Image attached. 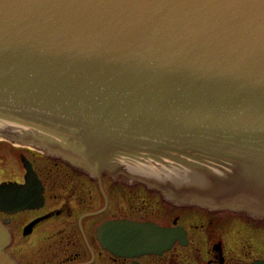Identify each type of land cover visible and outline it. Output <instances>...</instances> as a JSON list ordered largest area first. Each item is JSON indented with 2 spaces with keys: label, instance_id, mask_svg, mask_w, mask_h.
<instances>
[{
  "label": "water",
  "instance_id": "1",
  "mask_svg": "<svg viewBox=\"0 0 264 264\" xmlns=\"http://www.w3.org/2000/svg\"><path fill=\"white\" fill-rule=\"evenodd\" d=\"M0 138L264 220V0H0ZM97 232L116 256L186 244L179 227ZM8 239L0 225V264Z\"/></svg>",
  "mask_w": 264,
  "mask_h": 264
},
{
  "label": "flooded vegetation",
  "instance_id": "2",
  "mask_svg": "<svg viewBox=\"0 0 264 264\" xmlns=\"http://www.w3.org/2000/svg\"><path fill=\"white\" fill-rule=\"evenodd\" d=\"M114 221L179 227L186 244L175 241L161 254L116 256L101 245L97 232L102 224ZM0 225L9 238L5 250L16 264H248L264 260V254L252 256L254 238L264 235V220L228 210L176 205L143 183L107 172L91 176L62 158L6 139H0ZM241 237L245 239L238 256L227 243ZM202 239L206 248L198 255L194 242Z\"/></svg>",
  "mask_w": 264,
  "mask_h": 264
},
{
  "label": "rangeland",
  "instance_id": "3",
  "mask_svg": "<svg viewBox=\"0 0 264 264\" xmlns=\"http://www.w3.org/2000/svg\"><path fill=\"white\" fill-rule=\"evenodd\" d=\"M50 182V181H49ZM231 235V234H229ZM262 239L260 238H254L256 240V248L253 250L252 252V256L255 258V257H258L260 254H264L263 251H264V235L263 237H261ZM245 237H241V238H234V239H231V241H229V244L227 243V245H230L231 247H234V250L237 251L238 247L241 245V243L244 241ZM195 241V240H194ZM195 246L199 249H195L196 251V254L199 255L200 252L203 251V248L205 250L206 248V245H205V241L202 239V241H195L194 242ZM238 253V256H241L242 255V252L241 251H237ZM247 257H250V254H246ZM184 257V256H183ZM187 257V256H186ZM198 257V256H197ZM246 257V256H245ZM239 259V258H238ZM181 260V259H180Z\"/></svg>",
  "mask_w": 264,
  "mask_h": 264
},
{
  "label": "bare ground",
  "instance_id": "4",
  "mask_svg": "<svg viewBox=\"0 0 264 264\" xmlns=\"http://www.w3.org/2000/svg\"><path fill=\"white\" fill-rule=\"evenodd\" d=\"M0 139H4V138H0ZM17 145V144H16ZM5 252H6V250H5ZM7 253V252H6ZM10 256V255H9ZM11 257V256H10Z\"/></svg>",
  "mask_w": 264,
  "mask_h": 264
}]
</instances>
